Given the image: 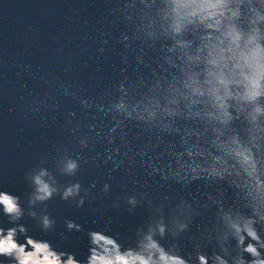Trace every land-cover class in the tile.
<instances>
[{"label":"clouds","instance_id":"1","mask_svg":"<svg viewBox=\"0 0 264 264\" xmlns=\"http://www.w3.org/2000/svg\"><path fill=\"white\" fill-rule=\"evenodd\" d=\"M117 2L108 12L114 25H123L116 40L123 55L111 88L83 94L63 80L45 81L56 95L26 104L30 118L47 108L63 112L61 100L78 106L80 114L71 111L67 120L71 143L102 148L101 163L124 170V191L110 207L133 213L146 206V226L135 229L127 248L106 231H90L83 260L30 236L25 216L42 232L55 231L47 205L56 197L84 208L111 196L107 182L96 192L95 184L60 182L82 169L81 158L64 146L52 170L41 162L25 173L23 202L0 191V214L13 225L5 228L0 219V257L8 264H264V0ZM111 36L99 34L97 53H105ZM22 71L32 75L30 66ZM137 167L143 179L131 182L140 190L129 194L127 178ZM197 181L212 190L192 194ZM153 185H179L188 194L154 196ZM197 219L202 230L192 233ZM64 223L68 232L84 231L73 220ZM186 233L195 249L187 257L181 254ZM169 236L166 247L161 240Z\"/></svg>","mask_w":264,"mask_h":264},{"label":"water","instance_id":"2","mask_svg":"<svg viewBox=\"0 0 264 264\" xmlns=\"http://www.w3.org/2000/svg\"><path fill=\"white\" fill-rule=\"evenodd\" d=\"M116 7L117 0H0V191L17 195L23 202L29 191L25 180L27 171L41 162H46L44 166L52 170L57 149L64 146L78 155L81 172L75 178L59 177L60 182L73 179L85 187L95 184L93 192L107 182L112 185L111 196L103 202L86 203L84 208H77L71 201L59 197L52 199L47 207L57 220V226L51 233L42 232L36 221L28 216L21 223L28 227L30 236L48 240L57 250L75 253L81 260L89 254L90 231H106L127 248L132 243L135 229L146 226L150 212L146 206L137 207L133 213L123 206L120 209L110 207L124 191L121 183L126 179L125 173L123 169L113 172L110 165L101 163L104 158L102 148L90 145L89 149H79L71 143V125L67 120L71 111L80 114L77 105L61 100L63 112L47 108L30 118L32 114L27 111L26 102L45 94L56 95L55 89L45 81L57 83L63 80L83 94L111 88L119 75L123 55L122 46L116 44L123 25H114L115 17L108 12ZM109 31L112 33L110 44L105 53H97L99 34ZM29 66L32 75L22 71ZM97 153L100 156L94 159ZM133 178L142 180L143 170L137 167L127 178L129 194L140 190L132 184ZM149 190L154 196L160 192L177 198L188 194L179 185L164 188L153 185ZM211 190L203 181H197L190 188L192 194ZM225 190L230 193L227 187ZM0 219L4 221L3 227L13 226L2 214ZM66 219L81 224L84 231L68 232ZM201 230V221L197 219L192 225V233ZM61 232L67 239H61ZM190 234L186 233L181 243V254L185 257L195 251L188 240ZM18 239L24 242L23 236ZM170 241L169 236L161 243L167 247ZM206 251L211 254L212 249ZM246 258L251 259L247 255ZM0 264H8L6 258L0 257Z\"/></svg>","mask_w":264,"mask_h":264}]
</instances>
